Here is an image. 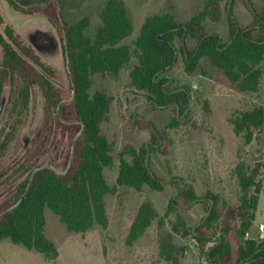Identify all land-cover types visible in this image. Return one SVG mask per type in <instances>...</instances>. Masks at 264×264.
Here are the masks:
<instances>
[{
	"label": "trees",
	"instance_id": "obj_1",
	"mask_svg": "<svg viewBox=\"0 0 264 264\" xmlns=\"http://www.w3.org/2000/svg\"><path fill=\"white\" fill-rule=\"evenodd\" d=\"M223 1L205 0L203 11L181 23L167 13L153 14L147 17L139 36L131 44H125V40L134 33V25L120 0L107 2L100 13L101 26L95 35L87 33L86 18L67 20L62 0H8L22 13L43 12L52 20H60L64 30L62 49L66 62L70 64L73 90L64 100L51 80L54 70L11 27H6L4 33L0 31L3 49L0 104L5 81L10 80L14 86L12 110L20 117L30 105L32 90L39 87L45 99L46 122L49 127L54 122L68 135L70 143L62 170L51 166L31 169L13 198L0 209V242L10 239L16 245L43 254L48 260H56L59 250L46 231V209L59 217L70 234H84L97 226H108L106 198L116 189L110 185L106 175L107 168L114 164V158L113 143L104 133L103 124L110 113L112 99L101 91L91 93L94 75L119 76L128 69L130 86L145 92L150 105L158 110L174 111L173 127L189 117L193 101L191 89L173 87L170 72L178 64L180 56L189 74L197 72L201 61L208 59L223 73L228 83L241 92L256 93L260 90L264 62V8L262 13H258L254 0H240L255 18L253 27L244 28L234 14L237 0H228L229 32L225 40L217 32H205L203 25L208 17L220 19ZM0 23H3L1 10ZM256 29L259 34L255 33ZM189 37L197 40L193 49L188 46ZM176 41L180 42V50ZM136 120L141 127L149 129L151 138L140 149L129 146L123 151L117 184L135 190L148 186L163 191L165 181L155 173L151 160L153 152L163 147L164 136L148 119L137 116ZM232 123L237 134H245L247 141H251L254 132L264 128V107L241 112ZM126 154L131 156V160ZM237 172L242 196L237 224L239 247L236 264H264V238H247L257 218L264 184L249 178L244 164L238 166ZM172 183L183 186L171 199L167 215L178 208L208 203L209 198L198 196L191 183L179 178H174ZM216 207L217 201L212 199L207 216L200 223L189 227L179 219L172 232L166 231L161 235L159 256L165 264H181L186 251L185 246L175 242L173 232L192 236L199 244L206 237H213L216 241L203 250L208 260L225 264L232 259L234 248L225 236L226 226L223 224L219 230ZM154 220L151 202L142 203L131 225L127 244L132 245L140 239Z\"/></svg>",
	"mask_w": 264,
	"mask_h": 264
},
{
	"label": "rangeland",
	"instance_id": "obj_2",
	"mask_svg": "<svg viewBox=\"0 0 264 264\" xmlns=\"http://www.w3.org/2000/svg\"><path fill=\"white\" fill-rule=\"evenodd\" d=\"M110 0H62L63 13L68 21L80 18L88 20L89 35H95L101 26L100 13ZM133 21L134 33L125 40L131 44L140 34L147 17L167 13L181 23L191 19L204 9L205 0H120ZM228 0L221 5L218 20L208 17L203 25L205 32H217L227 40L229 22L226 12ZM258 13L263 12V0H254ZM3 23L0 31L11 27L21 40L31 46L41 60L51 67V78L66 100L72 93V74L62 49L63 25L43 12L32 14L17 11L8 0H0ZM234 14L241 27H253L255 18L240 0L235 2ZM259 30L256 29L255 33ZM193 49L197 40L188 38ZM180 50L181 45L176 41ZM28 62L35 64L23 55ZM3 49L0 46V66ZM260 90L256 93L241 92L228 83L223 73L203 59L197 72L189 74L180 56L178 64L170 72L173 87H185L192 91L191 112L178 126H172L175 113L158 110L148 103L147 94L130 86L129 70L119 76L96 74L92 77L91 93L101 91L112 99V106L103 131L113 143L114 164L106 175L116 192L106 198L108 226H97L84 234H70L51 210H45L46 231L58 247L59 257L48 260L41 253L14 244L10 239L0 242V264H165L159 256L161 235L172 232L179 219L192 227L200 223L208 213L211 200L217 201L219 230L226 226L225 236L234 248L232 259L225 264H236L239 239L240 198L242 189L238 178V166L244 164L249 178L264 184V128L254 132L251 141L245 134H237L232 123L241 112L264 107V62ZM14 86L5 81L0 104V209L13 198L17 187L30 170L38 166H51L62 170L69 149L68 135L54 122H46L45 99L39 87H34L28 108L19 117L12 110L11 97ZM137 116L153 122L164 136L161 150L152 154L151 166L162 178L164 190L148 186L142 190L121 187L117 184L120 158L126 147L140 149L151 138V132L141 127ZM5 147H2L4 142ZM128 160L131 156L126 154ZM174 178L191 183L200 197H208V203L178 208L167 215L171 199L183 185L172 183ZM151 202L155 220L146 233L132 245L127 244L131 225L142 203ZM182 201V200H181ZM180 201V202H181ZM256 223L249 239L264 238V186L260 195ZM181 225V224H180ZM181 230L183 226L181 225ZM175 242L185 246L181 264H216L208 260L204 249L216 240L206 237L201 244L192 236L174 233Z\"/></svg>",
	"mask_w": 264,
	"mask_h": 264
},
{
	"label": "crops",
	"instance_id": "obj_3",
	"mask_svg": "<svg viewBox=\"0 0 264 264\" xmlns=\"http://www.w3.org/2000/svg\"><path fill=\"white\" fill-rule=\"evenodd\" d=\"M256 221H257V220H256ZM256 221H255V223H256ZM252 228H253V227H252ZM251 230H252V229H251ZM249 235H250V232H249L248 236H249ZM248 236H247V237H248Z\"/></svg>",
	"mask_w": 264,
	"mask_h": 264
},
{
	"label": "water",
	"instance_id": "obj_4",
	"mask_svg": "<svg viewBox=\"0 0 264 264\" xmlns=\"http://www.w3.org/2000/svg\"><path fill=\"white\" fill-rule=\"evenodd\" d=\"M69 63V62H68ZM70 65V64H69Z\"/></svg>",
	"mask_w": 264,
	"mask_h": 264
}]
</instances>
